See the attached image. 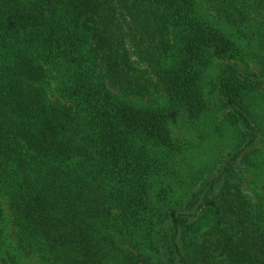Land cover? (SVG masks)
I'll return each mask as SVG.
<instances>
[{"label":"trees","instance_id":"1","mask_svg":"<svg viewBox=\"0 0 264 264\" xmlns=\"http://www.w3.org/2000/svg\"><path fill=\"white\" fill-rule=\"evenodd\" d=\"M208 1L235 32L199 0H0V264H264L239 180L264 140L240 34L264 4ZM213 107L238 143L186 171L172 124Z\"/></svg>","mask_w":264,"mask_h":264},{"label":"rangeland","instance_id":"2","mask_svg":"<svg viewBox=\"0 0 264 264\" xmlns=\"http://www.w3.org/2000/svg\"><path fill=\"white\" fill-rule=\"evenodd\" d=\"M258 0H250L257 6ZM264 4V0L262 1ZM213 4V3H212ZM208 0H199V5L203 11L207 12L211 18L221 23L225 29L235 32L236 29L231 26L229 22L222 19L218 8L212 5ZM261 14L257 15L255 20H251L250 24L243 28L241 37V44L243 46V53L246 57L245 60L239 61L243 70H258L261 65H264V43H260L257 31L264 27V5L259 10ZM213 71L216 68L212 69ZM249 96L254 97L253 107L257 113L256 120L263 129L264 138V91H256L249 93ZM217 107H213L211 111L206 112L197 120H190L186 113L179 116L176 122L172 124L173 136L184 142L185 153L183 161L185 170H203L198 174H210V170L217 171L216 169L222 166L230 157V152H234L235 145L238 143V131L236 126L228 119L225 120V112H216ZM258 149H256V160L258 165L246 175L241 173L239 176L243 187L247 190L249 196L255 202L264 203V140L259 142ZM258 155L263 157L262 160ZM207 172V173H206ZM8 219L10 213L7 211ZM11 221V220H10ZM9 236L10 231H8ZM11 237V236H10ZM26 262L36 263V259L26 258L21 255Z\"/></svg>","mask_w":264,"mask_h":264}]
</instances>
